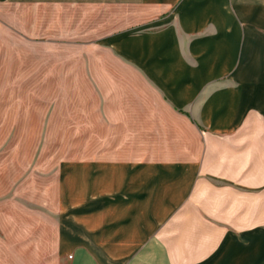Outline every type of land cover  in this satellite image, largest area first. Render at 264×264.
<instances>
[{"label":"crops","instance_id":"0c3cea01","mask_svg":"<svg viewBox=\"0 0 264 264\" xmlns=\"http://www.w3.org/2000/svg\"><path fill=\"white\" fill-rule=\"evenodd\" d=\"M0 16L161 104L144 114L157 155L64 161L51 220L0 221V264H264V0H0Z\"/></svg>","mask_w":264,"mask_h":264},{"label":"rangeland","instance_id":"374dc122","mask_svg":"<svg viewBox=\"0 0 264 264\" xmlns=\"http://www.w3.org/2000/svg\"><path fill=\"white\" fill-rule=\"evenodd\" d=\"M0 24L1 222L51 220L58 172L69 158L160 152L145 141L153 118L144 114L161 107L154 91L98 68L89 81L77 67L88 54L73 39L27 36L2 16ZM89 55L113 60L94 47Z\"/></svg>","mask_w":264,"mask_h":264},{"label":"built area","instance_id":"2783aa9c","mask_svg":"<svg viewBox=\"0 0 264 264\" xmlns=\"http://www.w3.org/2000/svg\"><path fill=\"white\" fill-rule=\"evenodd\" d=\"M0 28H1V24H0Z\"/></svg>","mask_w":264,"mask_h":264}]
</instances>
